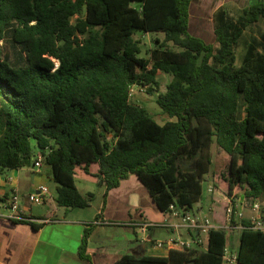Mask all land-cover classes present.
<instances>
[{
  "label": "trees",
  "instance_id": "trees-1",
  "mask_svg": "<svg viewBox=\"0 0 264 264\" xmlns=\"http://www.w3.org/2000/svg\"><path fill=\"white\" fill-rule=\"evenodd\" d=\"M189 3L0 0V42L18 48L12 60L0 44V169L29 166L36 147L59 206L89 205L94 194L82 195L76 179L96 181L105 196L134 174L160 211L171 203L192 209L215 143L213 187L224 182L228 200L242 189L246 199L264 201V30L251 33L264 23V0L236 16L218 8L213 42L189 32ZM138 31L164 35L148 57L139 55ZM239 40L245 52L235 65ZM158 71L171 75L163 92ZM134 84L154 94L168 119L159 123L132 101ZM207 237L205 249L123 254L114 264H223L226 230L211 228ZM237 264H264L262 231L240 229Z\"/></svg>",
  "mask_w": 264,
  "mask_h": 264
},
{
  "label": "crops",
  "instance_id": "crops-1",
  "mask_svg": "<svg viewBox=\"0 0 264 264\" xmlns=\"http://www.w3.org/2000/svg\"><path fill=\"white\" fill-rule=\"evenodd\" d=\"M240 1L244 0H190L189 32L201 36L212 32L213 15L218 8H224L231 15L232 6L238 5L241 10L253 0L242 5ZM44 168L53 180L51 169L44 162L40 170L32 162L21 168L0 169V264H114L123 254L166 256L169 250L155 246V240L188 238L182 227L160 225L165 220H179L156 207L134 174L107 190L105 196V188L101 186L102 202L94 214H80L79 207L59 206L55 201L57 183L54 180L55 194L49 193L37 208L28 201L27 194L45 185L40 178ZM13 192L19 196L21 216L28 217V221H17L5 205ZM89 192L92 191L81 194L87 196ZM143 221L154 225L141 235L137 224ZM85 234L86 246L80 251ZM201 235L203 246L193 248H206L208 235Z\"/></svg>",
  "mask_w": 264,
  "mask_h": 264
},
{
  "label": "rangeland",
  "instance_id": "rangeland-1",
  "mask_svg": "<svg viewBox=\"0 0 264 264\" xmlns=\"http://www.w3.org/2000/svg\"><path fill=\"white\" fill-rule=\"evenodd\" d=\"M248 2V0H244V1H240V5L242 4H246ZM231 16H236L240 10H239V6L235 5L232 6L230 8ZM190 18H189V22H188V29H189V23H190ZM264 30V23H260L258 26H255L253 28V31L251 32L253 35L257 36L259 35L258 31ZM195 35V34H194ZM249 35V31H246V36ZM135 38H139L140 39V56L143 57H148L150 54V49L153 48L156 45V38H159L160 40L163 39L164 35L161 32H142V31H138L135 33ZM201 38H203L205 41L207 42H213L214 41V34L213 31L208 32L206 34H203V36L201 35H197ZM9 42V40H7ZM3 43L2 41L0 42V44H2V49L3 52L6 53L7 55L10 56V58L12 60H15L16 56H17V51L18 48L15 49L13 47H11L10 43ZM167 44L169 46H172V42H167ZM235 65H240L242 63V59H243V54L245 52L244 46L241 42V40H239L237 42V47L235 48ZM55 63L57 64V62L55 61ZM156 79L158 81V90L159 91H165L166 89V85L169 82V80L171 79V75L162 71H158V73L156 74ZM131 99L134 103L139 104L145 108H147L150 113L154 116V118L159 122V123H163L166 119H168L166 114H163L160 110V107L158 106V104L155 101V96L154 94H150L148 93L145 88L138 86V85H132L131 88ZM217 145L215 143H213L212 145V164H211V169L209 172H207L204 175L203 178V194H202V199L194 204V207L197 211L202 210L205 214H208V216L210 217V220L213 223H217V224H223L224 221V217L226 214V207H227V195H226V190L225 187H223V185H225L224 182H222L221 184L219 183V186H222L220 188L216 187L214 188V184L216 186V181H215V177L213 174V167L215 165V153L217 150ZM34 154H39L40 151L34 147L33 149ZM183 168L187 169L189 168V163L185 160H180ZM226 171L223 169V174L225 175ZM41 181L42 183H44L46 185V187L49 189V193L55 194V183L54 181L51 179L50 180V174H47L45 172V168L41 173ZM221 178L223 179L224 176H221ZM218 182V181H217ZM39 183V182H38ZM76 185L77 188L79 189V191L81 193H86L87 191H92L95 193V198H92L90 200V203L88 206L86 207H79L78 210H80L81 213H89V215L94 214L97 212L99 205H101L102 202V192H101V185L97 184L96 181H87V180H82V179H76ZM16 193V192H13ZM28 195V194H27ZM86 195V194H85ZM240 195L243 196V190H240ZM251 203L252 200L250 199H241V202L239 201L237 208L235 209L236 214V218L235 221H238L242 218H247L250 216V207H251ZM33 205H35L37 208L39 207L38 204L35 203H31ZM27 210V209H26ZM77 210V209H76ZM262 210H264V204H262ZM241 212V214H240ZM216 226H219L217 225ZM232 225V224H231ZM236 225H238V223H233V226L231 228H225L226 230V235H227V241H228V245L229 247L233 250L236 251L238 248V244H239V231L240 228L236 227ZM204 248V247H203Z\"/></svg>",
  "mask_w": 264,
  "mask_h": 264
},
{
  "label": "built area",
  "instance_id": "built-area-1",
  "mask_svg": "<svg viewBox=\"0 0 264 264\" xmlns=\"http://www.w3.org/2000/svg\"><path fill=\"white\" fill-rule=\"evenodd\" d=\"M131 93V89H130ZM43 164V158L40 154L35 155L32 158V165L36 170H40ZM49 195V190L45 185L39 186L36 190L32 191L27 195V199L31 203L40 204L43 202L45 197ZM245 199L244 196L240 195L233 200H228L227 207H226V214L224 217L223 224L213 223L210 220L208 214L201 213L200 210L197 211L195 207L192 209H185V208H178L173 203L169 204V209L164 212L167 216H172L173 218L178 219L177 222H171L169 220H165L164 222L160 223L161 226L167 228H184L186 230V234L188 238H183L181 236L178 237H170L165 240H155L154 245L160 248H167L170 250L171 248H193L202 247L203 246V237L201 233L207 234L211 228H231L233 226V221L236 218L235 209L238 206L239 201L241 199ZM19 196L16 193H13L5 205L10 208L11 216L14 218H21V214L19 211L18 205ZM262 204L264 201L254 200L251 203L250 207V216L247 217L250 219V224L244 226L240 223L236 225V227L242 229L245 227L252 228L255 230H260L264 233V210H262ZM241 214V212H240ZM98 221L96 220L95 223ZM219 225V226H216ZM232 224V225H231ZM235 224V223H234ZM152 223L143 221L137 224L141 235L146 234L149 227H151ZM143 233V234H142ZM145 239V236H142ZM222 262L223 264H237V252L233 251L229 245L227 244L223 249L222 254Z\"/></svg>",
  "mask_w": 264,
  "mask_h": 264
},
{
  "label": "bare ground",
  "instance_id": "bare-ground-1",
  "mask_svg": "<svg viewBox=\"0 0 264 264\" xmlns=\"http://www.w3.org/2000/svg\"><path fill=\"white\" fill-rule=\"evenodd\" d=\"M57 62V64H58V61H56Z\"/></svg>",
  "mask_w": 264,
  "mask_h": 264
},
{
  "label": "water",
  "instance_id": "water-1",
  "mask_svg": "<svg viewBox=\"0 0 264 264\" xmlns=\"http://www.w3.org/2000/svg\"><path fill=\"white\" fill-rule=\"evenodd\" d=\"M58 65V64H57Z\"/></svg>",
  "mask_w": 264,
  "mask_h": 264
}]
</instances>
